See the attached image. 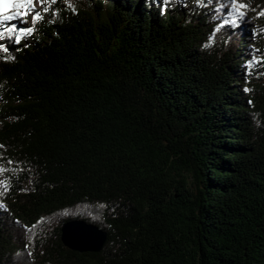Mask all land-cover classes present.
Segmentation results:
<instances>
[{
    "label": "trees",
    "instance_id": "16d2710c",
    "mask_svg": "<svg viewBox=\"0 0 264 264\" xmlns=\"http://www.w3.org/2000/svg\"><path fill=\"white\" fill-rule=\"evenodd\" d=\"M238 3L3 22L33 32L0 41V264H264V0ZM72 219L99 251L64 246Z\"/></svg>",
    "mask_w": 264,
    "mask_h": 264
},
{
    "label": "snow or ice",
    "instance_id": "6c2138e0",
    "mask_svg": "<svg viewBox=\"0 0 264 264\" xmlns=\"http://www.w3.org/2000/svg\"><path fill=\"white\" fill-rule=\"evenodd\" d=\"M56 2L57 0H0V41L11 43L14 38L15 43L20 44L22 36L31 35L33 32V28H17L15 25L6 27L3 22L16 19L17 17H27L30 13L32 14L31 19L35 22L42 18L41 11L49 12V8L46 5H54ZM169 2L170 0H163L164 7H162L161 9L162 12L166 10V6L169 4ZM37 5L41 6V11H35ZM68 6L71 7V5ZM232 6L236 9L241 17L244 16V12L241 11V9L245 8L246 5L238 3V0H232ZM51 15L55 16L56 13L52 12ZM258 15H264V10H261ZM232 23L235 22L232 21ZM222 27H224V25L218 26L217 31ZM14 33L15 35L13 36ZM24 46L27 47V44H25ZM0 51H8L6 43L0 42ZM6 58L8 60L13 59L12 56H7ZM245 91H247V89H245ZM29 255H31V253H29Z\"/></svg>",
    "mask_w": 264,
    "mask_h": 264
},
{
    "label": "water",
    "instance_id": "95a60500",
    "mask_svg": "<svg viewBox=\"0 0 264 264\" xmlns=\"http://www.w3.org/2000/svg\"><path fill=\"white\" fill-rule=\"evenodd\" d=\"M60 240L64 246L78 252L99 251L105 241L106 231L84 220L72 219L60 227Z\"/></svg>",
    "mask_w": 264,
    "mask_h": 264
},
{
    "label": "rangeland",
    "instance_id": "374dc122",
    "mask_svg": "<svg viewBox=\"0 0 264 264\" xmlns=\"http://www.w3.org/2000/svg\"><path fill=\"white\" fill-rule=\"evenodd\" d=\"M40 8H41V6H40V5H37L35 11H37V9H40ZM31 15H32V14L30 13L27 17L20 18V20H23L24 23L27 25V24L30 23ZM249 42H250L251 45L253 44V42H252L251 40H250Z\"/></svg>",
    "mask_w": 264,
    "mask_h": 264
}]
</instances>
